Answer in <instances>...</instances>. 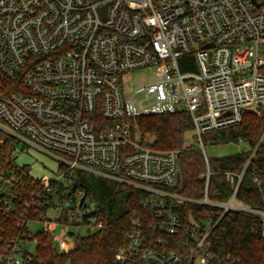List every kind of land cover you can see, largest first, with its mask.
Segmentation results:
<instances>
[{
	"label": "built area",
	"instance_id": "1",
	"mask_svg": "<svg viewBox=\"0 0 264 264\" xmlns=\"http://www.w3.org/2000/svg\"><path fill=\"white\" fill-rule=\"evenodd\" d=\"M181 60L195 71L183 72ZM244 111L264 115V0H0V132L61 162L54 180L38 179L43 190L25 197L15 190L23 174L0 176V211L22 203L18 225L32 237L9 241L0 264H30L37 234L69 254L81 237L71 228L102 227L96 201L73 188L76 171L138 190L146 212L131 217L115 264H238L210 248L216 225H185L178 207L256 215L264 236V209L236 202L248 165L225 173L229 202L209 199V168L204 198H186L172 191L181 151L152 147L138 122L188 113L208 164L203 136L238 126ZM33 223L43 230L33 235ZM180 241L186 252L168 249Z\"/></svg>",
	"mask_w": 264,
	"mask_h": 264
},
{
	"label": "trees",
	"instance_id": "2",
	"mask_svg": "<svg viewBox=\"0 0 264 264\" xmlns=\"http://www.w3.org/2000/svg\"><path fill=\"white\" fill-rule=\"evenodd\" d=\"M180 67L183 72L195 71L193 63L184 66L182 60ZM138 123L140 131L153 139L152 147L181 151V182L172 191L189 199H203L209 168V199L216 203H227L234 187L225 173L241 174L248 165L236 202L238 205L264 209V141L261 142L264 115L244 111L243 120L238 126L204 135L205 147L208 144L220 146L240 142L248 147L222 157L208 155V164L197 146H185L186 134L193 131V122L188 113L142 117ZM16 146L17 141L13 138H6L0 144V176H8L12 172L23 174L24 186H17L15 190L25 197L27 192L43 189L40 181L32 177L28 169L16 165ZM256 177L260 184L254 181ZM72 181L76 191L84 192L96 201V216L102 227L86 237L78 238L75 249L69 254L57 252L49 235L37 234L38 256L30 264H115L116 254L128 243L131 217L146 212L140 205L138 190L84 171H76ZM22 211V203L17 204L10 215L0 211V252L9 241L24 237L25 231L19 227L17 220V213ZM178 212L185 225H190L192 221L202 225H216L210 235L209 245L219 255H230L231 260L238 259V264H264V236L260 217L236 210L224 213L222 208L189 201L181 204ZM60 221L67 222L64 217ZM168 249L186 252L181 241L168 246Z\"/></svg>",
	"mask_w": 264,
	"mask_h": 264
},
{
	"label": "rangeland",
	"instance_id": "3",
	"mask_svg": "<svg viewBox=\"0 0 264 264\" xmlns=\"http://www.w3.org/2000/svg\"><path fill=\"white\" fill-rule=\"evenodd\" d=\"M6 139V136L0 132V144L4 142ZM149 140H152L151 137L148 138ZM197 146V142L194 138L193 132H188L185 136V146ZM247 145L242 144H227V145H220V146H212L207 145L206 151L209 155V157H222L225 155H231L238 153L241 150L247 149ZM15 157V163L19 167H25L28 169L30 175L37 179H48V180H54L59 172V166L61 164L60 160L54 156L51 153H48L46 151H43L39 146H25L18 145L17 150L14 153ZM50 216H53V212L49 214ZM28 228L31 230V233L34 235L37 232H40L43 230L44 225L42 223H33L29 224ZM96 230L95 227L90 228L89 230L87 228H79L74 229L71 228V233H77V235H80L81 237H86L92 233H94ZM61 229L59 228L56 231V235L60 236ZM36 242L31 241L27 243V247L31 250L35 247Z\"/></svg>",
	"mask_w": 264,
	"mask_h": 264
},
{
	"label": "water",
	"instance_id": "4",
	"mask_svg": "<svg viewBox=\"0 0 264 264\" xmlns=\"http://www.w3.org/2000/svg\"><path fill=\"white\" fill-rule=\"evenodd\" d=\"M180 176H179V181H180ZM24 239H27V240H31L32 239V237L31 236H24Z\"/></svg>",
	"mask_w": 264,
	"mask_h": 264
}]
</instances>
